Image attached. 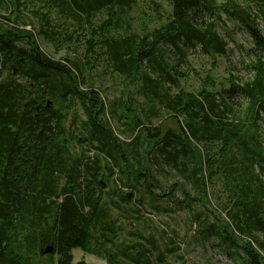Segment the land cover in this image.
<instances>
[{"label":"trees","instance_id":"16d2710c","mask_svg":"<svg viewBox=\"0 0 264 264\" xmlns=\"http://www.w3.org/2000/svg\"><path fill=\"white\" fill-rule=\"evenodd\" d=\"M246 2L152 0L136 29L138 0H0V264H88L76 249L106 264H173L180 248L155 217L170 228L181 214L199 226L198 247L264 264V0ZM223 18L259 58L253 80L228 89L215 76ZM192 50L214 60L196 91L185 85ZM110 75L132 93L105 101L97 83ZM232 96L251 109L247 124Z\"/></svg>","mask_w":264,"mask_h":264},{"label":"rangeland","instance_id":"374dc122","mask_svg":"<svg viewBox=\"0 0 264 264\" xmlns=\"http://www.w3.org/2000/svg\"><path fill=\"white\" fill-rule=\"evenodd\" d=\"M153 1L164 6L169 2V0ZM238 1L241 2V5L247 4L246 0ZM138 3L140 7L133 8V10L130 12V16L134 18L133 22L136 24V29H139L141 20H143L140 19V17H145L142 12L151 13V8L153 7L152 0H138ZM30 6L33 8L31 4ZM30 11L31 9L29 11L26 9L23 11L24 19L27 22L32 21L38 27V23L34 20L35 17L30 13ZM255 11H257V9H255L254 12ZM0 13L6 14V11L1 8V3ZM223 21L224 23L219 27L218 31H220V35L223 36L225 42L229 44V47L228 53L225 57L217 58L218 66L215 69V76L216 80L218 81V89H228L230 86V81L232 80L240 84L242 81L253 80L251 78H253L255 75L254 67L250 69L248 66L259 59L257 58V55L254 54L255 52H253L254 44L250 34L236 22H232L226 18H223ZM258 22L259 28L264 31V17L259 18ZM30 28L31 27H28V29ZM42 46L45 48L46 44L43 43ZM68 52L69 51H65L62 54H55L53 56L56 60H60L61 56L64 57L68 54L74 55V53ZM189 53V57L193 62L194 71L191 73L192 78L187 81L185 85L187 89L196 91L200 88V81H198L199 71L204 74L207 73L208 70L212 69L211 67L213 66L214 60L211 57L203 56L199 51L192 50L189 51ZM82 54V52L79 53L80 56H82ZM261 60L264 62V59ZM80 61L82 64L85 63V61H82L81 58ZM82 71L85 80L89 81L92 76H88L84 67ZM92 75L94 78H97L98 71L97 74ZM101 85L104 92L105 101L117 98L123 95L122 93L124 92L132 93L125 88L126 82H124L121 78L116 76L114 77V75H110L109 79L103 81L102 83L98 81L97 87H101ZM83 87L85 86L83 85ZM229 105L236 111V117H238L241 122L247 124L248 119L251 117V109H249L248 104H246V102L241 97L232 96ZM75 111H78V114L82 112L81 108L79 107ZM73 113L74 112H71V116L68 118L66 123L67 129L72 125L71 123ZM111 125L116 130L118 123L116 121H111ZM165 125L167 128L176 129V126H173V122H167ZM258 126H260L259 128H261V131L264 134V121L258 123ZM116 133L121 138H124V135H121L119 131L116 130ZM211 202V207H217V201L213 197ZM200 204V202H196V205ZM210 206L209 208H211ZM204 212L206 213L205 210ZM190 217L191 216L187 214H181L173 217V222L170 223V228H168L165 224V222L169 223V219H160L159 217H155L157 220L156 224L160 226V228H167V231L171 232L169 237L173 236V242L176 243V245H178L180 248V251L177 253V255L170 257V261H172L173 264H182L180 257L183 258L184 264H245L242 253L236 251L234 254H232V259H230L228 256L223 254V251H221L220 247L218 246V242H216V247H211V245H208L207 248L198 247L197 238L199 236V226H192ZM211 217L212 216L206 217V219L212 221ZM171 229H173V231ZM73 254L75 257V263H77L79 260L85 259L88 264H106L104 260L92 255H86L79 249L74 250Z\"/></svg>","mask_w":264,"mask_h":264}]
</instances>
